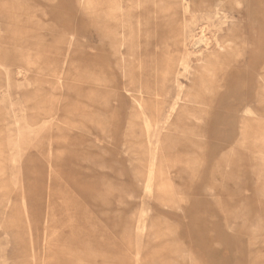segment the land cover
Wrapping results in <instances>:
<instances>
[{"label":"rangeland","instance_id":"374dc122","mask_svg":"<svg viewBox=\"0 0 264 264\" xmlns=\"http://www.w3.org/2000/svg\"><path fill=\"white\" fill-rule=\"evenodd\" d=\"M0 264H264V0H0Z\"/></svg>","mask_w":264,"mask_h":264},{"label":"bare ground","instance_id":"6f19581e","mask_svg":"<svg viewBox=\"0 0 264 264\" xmlns=\"http://www.w3.org/2000/svg\"><path fill=\"white\" fill-rule=\"evenodd\" d=\"M37 60H38V58H34V61L35 62H37ZM31 63V65H34V64H36V63ZM41 70H43V68H41ZM56 70V69H55ZM47 71H49V72H51V73H53L54 74V71H52V69L49 67L48 68V70ZM23 189V188H22ZM23 192V191H22ZM23 195V194H22ZM24 205H25V203H24ZM27 214V213H26ZM28 218V217H27ZM190 241V240H189ZM225 242L227 243V240H225ZM191 247V246H190ZM192 248V247H191ZM231 248H233V244H232V246H231ZM87 252V251H86ZM88 254V253H87ZM89 256H91L90 254H89ZM77 257H81V256H77ZM82 258V257H81ZM84 259V258H83ZM89 261V260H88Z\"/></svg>","mask_w":264,"mask_h":264}]
</instances>
